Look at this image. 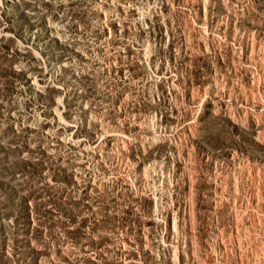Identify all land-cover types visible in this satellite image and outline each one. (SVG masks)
Returning <instances> with one entry per match:
<instances>
[{
  "label": "rangeland",
  "instance_id": "374dc122",
  "mask_svg": "<svg viewBox=\"0 0 264 264\" xmlns=\"http://www.w3.org/2000/svg\"><path fill=\"white\" fill-rule=\"evenodd\" d=\"M0 264H264V0H0Z\"/></svg>",
  "mask_w": 264,
  "mask_h": 264
}]
</instances>
